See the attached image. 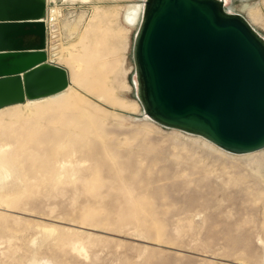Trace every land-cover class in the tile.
Masks as SVG:
<instances>
[{
    "label": "rangeland",
    "instance_id": "obj_1",
    "mask_svg": "<svg viewBox=\"0 0 264 264\" xmlns=\"http://www.w3.org/2000/svg\"><path fill=\"white\" fill-rule=\"evenodd\" d=\"M145 0H48L59 94L0 109V264H264V150L143 117ZM264 37V0H231Z\"/></svg>",
    "mask_w": 264,
    "mask_h": 264
},
{
    "label": "water",
    "instance_id": "obj_2",
    "mask_svg": "<svg viewBox=\"0 0 264 264\" xmlns=\"http://www.w3.org/2000/svg\"><path fill=\"white\" fill-rule=\"evenodd\" d=\"M15 1H0L3 31L38 37L44 50L45 24L7 22L25 21L46 4ZM15 43L9 69L0 62V109L67 88L66 69L43 64L46 52L24 55V39ZM133 59L138 100L156 124L232 154L264 150V38L244 16L220 0H146Z\"/></svg>",
    "mask_w": 264,
    "mask_h": 264
},
{
    "label": "bare ground",
    "instance_id": "obj_3",
    "mask_svg": "<svg viewBox=\"0 0 264 264\" xmlns=\"http://www.w3.org/2000/svg\"><path fill=\"white\" fill-rule=\"evenodd\" d=\"M4 5H7V4H10V6L12 7L14 4H15V0H0ZM21 1V0H20ZM31 1H36V2H44L46 4V7L48 5V0H31ZM146 1V0H145ZM222 1V3L224 4L225 7H227L230 3L231 0H220ZM135 16L134 18H132V20H135L138 24H140L141 22V19H142V15H143V12H144V4H140L136 11H135ZM46 14V10L43 11V10H40V11H36L34 12L31 16L29 15H25L23 16L26 20L25 21H9L7 23H15L17 25H19L20 23H26L28 25H30L31 23H40V24H45L43 22V20L45 19L43 17V14ZM248 21V20H247ZM4 23L6 22H1L0 21V62H1V66L4 68V69H7L8 66L7 65H4V63H6V61H10L11 59L8 58V54L9 53H12L11 51H14L15 50V47H17L18 45L15 43V41H19V40H22L24 39L25 40V43L24 46L26 48H29V49H26L27 51H25L24 55H27V53H29V55H31V53H37V52H45V49L42 50V45H43V42L40 38L38 37H35L31 34H26V33H18L14 36H10L9 34L5 33L2 29ZM46 25V24H45ZM252 26V25H251ZM261 35V34H260ZM262 36V35H261ZM46 37V35H45ZM263 37V36H262ZM264 38V37H263ZM45 46H46V39H45ZM28 57V56H27ZM43 64H49V63H43ZM41 64V65H43ZM9 69V68H8ZM135 83H136V86L138 88V80H137V77H136V80H135ZM69 87V81H68V86L67 88ZM67 88H65L64 90H66ZM62 90V91H64ZM62 91H60L59 93H61ZM59 93H56V94H59ZM56 94H53V95H56ZM53 95H50V96H53ZM48 97V96H47ZM44 98V97H43ZM40 99V98H39ZM36 100V99H34ZM27 101H33V100H28L26 99L25 102ZM142 113H143V117H145L147 120L155 123L148 115H145L144 111H143V108H142ZM160 126V125H159ZM164 128V127H163ZM189 135V134H188ZM193 136V135H192ZM197 137V136H195ZM198 138H201V137H198ZM203 139V138H201ZM205 141H207L206 139H203ZM208 143H210L209 141H207ZM212 144V143H211ZM214 145V144H213ZM215 146V145H214ZM217 147V146H215ZM219 148V147H217ZM220 149V148H219ZM223 150V149H222ZM225 151V150H224ZM227 152V151H226ZM230 153V152H228ZM232 154V153H230ZM251 154V153H250ZM234 155H238V154H234ZM243 155H247V154H243Z\"/></svg>",
    "mask_w": 264,
    "mask_h": 264
}]
</instances>
